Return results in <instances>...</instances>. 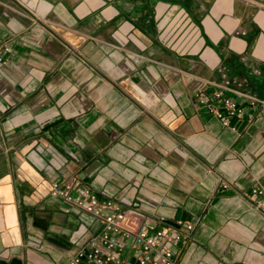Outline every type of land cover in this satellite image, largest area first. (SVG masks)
<instances>
[{"label":"crops","instance_id":"1","mask_svg":"<svg viewBox=\"0 0 264 264\" xmlns=\"http://www.w3.org/2000/svg\"><path fill=\"white\" fill-rule=\"evenodd\" d=\"M0 52V264H70L99 229L51 194L75 177L195 220L180 264H264V0H0Z\"/></svg>","mask_w":264,"mask_h":264},{"label":"built area","instance_id":"2","mask_svg":"<svg viewBox=\"0 0 264 264\" xmlns=\"http://www.w3.org/2000/svg\"><path fill=\"white\" fill-rule=\"evenodd\" d=\"M0 62H4L1 52ZM229 89L223 84L201 97V102L227 125L232 118L242 117L246 112L233 97L226 95L225 91ZM244 95L251 105L264 103L255 95ZM213 99L220 101L224 110L218 109ZM73 184L76 186L74 192L72 185L54 182L52 196L60 197L71 207L90 215L99 229L78 247L70 264H127L125 257H133L138 264H180L182 246L193 239L195 220L169 221L150 217L132 209L121 198L79 185L76 177ZM220 185L232 186L225 179H221ZM248 190L249 199L264 210V173L252 181Z\"/></svg>","mask_w":264,"mask_h":264}]
</instances>
